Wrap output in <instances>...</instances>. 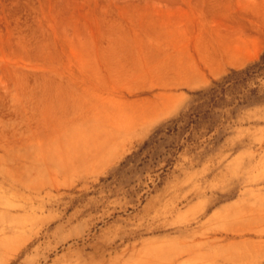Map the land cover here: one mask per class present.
Listing matches in <instances>:
<instances>
[{
  "label": "rangeland",
  "instance_id": "obj_1",
  "mask_svg": "<svg viewBox=\"0 0 264 264\" xmlns=\"http://www.w3.org/2000/svg\"><path fill=\"white\" fill-rule=\"evenodd\" d=\"M263 51L264 0H0V264H264V99L203 94Z\"/></svg>",
  "mask_w": 264,
  "mask_h": 264
},
{
  "label": "trees",
  "instance_id": "obj_2",
  "mask_svg": "<svg viewBox=\"0 0 264 264\" xmlns=\"http://www.w3.org/2000/svg\"><path fill=\"white\" fill-rule=\"evenodd\" d=\"M264 51L261 56L240 69H232L203 94L216 100L227 94L234 95L241 103H253L264 99Z\"/></svg>",
  "mask_w": 264,
  "mask_h": 264
}]
</instances>
